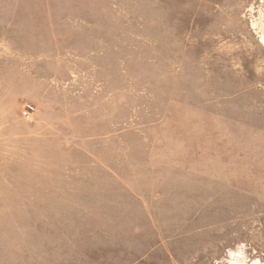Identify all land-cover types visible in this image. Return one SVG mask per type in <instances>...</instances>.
Listing matches in <instances>:
<instances>
[{"label":"rangeland","instance_id":"1","mask_svg":"<svg viewBox=\"0 0 264 264\" xmlns=\"http://www.w3.org/2000/svg\"><path fill=\"white\" fill-rule=\"evenodd\" d=\"M0 264H264V0H0Z\"/></svg>","mask_w":264,"mask_h":264},{"label":"built area","instance_id":"2","mask_svg":"<svg viewBox=\"0 0 264 264\" xmlns=\"http://www.w3.org/2000/svg\"><path fill=\"white\" fill-rule=\"evenodd\" d=\"M34 111H35V107L33 105L26 104L22 110V115L25 118H31Z\"/></svg>","mask_w":264,"mask_h":264}]
</instances>
